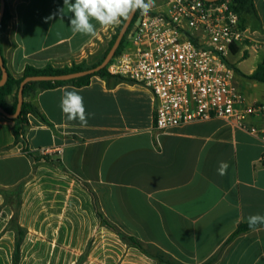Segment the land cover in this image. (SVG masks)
Segmentation results:
<instances>
[{"label": "crops", "instance_id": "0c3cea01", "mask_svg": "<svg viewBox=\"0 0 264 264\" xmlns=\"http://www.w3.org/2000/svg\"><path fill=\"white\" fill-rule=\"evenodd\" d=\"M6 2L12 18L0 49L7 71L15 78H21L27 66L96 63L117 26L104 28L93 20L95 36L74 34L70 27L74 14L64 0ZM253 2L255 12L242 18L249 39L231 57L235 61L249 52V59L242 61L250 63L248 75L264 60V0ZM159 6L155 0L154 9ZM63 8L61 15L58 10ZM255 43L260 44L258 50ZM246 79L235 81L247 102H264V84ZM61 89H75L83 97L87 126L68 121L62 113ZM28 99L47 120L29 116L30 152L50 161L34 168L23 145L15 144L14 122L0 116V189L21 182L27 186L42 176L38 167L45 166L44 174L50 177L57 174L66 182L88 184L107 220L142 241L150 255L162 252L179 264H264V225L230 239L250 215H264L263 138L221 118L158 131L152 91L114 78L94 76L87 86L65 85ZM14 101V94L7 97L9 106ZM247 124L264 128V117H252ZM41 150L48 153L42 155ZM221 161L229 165L223 176L217 172ZM91 211L96 216L92 197ZM3 228L1 224L0 241ZM10 232L12 264L15 234ZM3 249L0 245V252Z\"/></svg>", "mask_w": 264, "mask_h": 264}, {"label": "built area", "instance_id": "2783aa9c", "mask_svg": "<svg viewBox=\"0 0 264 264\" xmlns=\"http://www.w3.org/2000/svg\"><path fill=\"white\" fill-rule=\"evenodd\" d=\"M159 2L148 15L140 13L126 46L106 66L108 73L152 91L158 131L221 118L264 139V128L247 124L264 117V102H247L230 63L233 47L249 39L233 1ZM259 48L255 43L254 50Z\"/></svg>", "mask_w": 264, "mask_h": 264}, {"label": "rangeland", "instance_id": "374dc122", "mask_svg": "<svg viewBox=\"0 0 264 264\" xmlns=\"http://www.w3.org/2000/svg\"><path fill=\"white\" fill-rule=\"evenodd\" d=\"M119 25L100 59L108 51ZM249 57V52L244 51L242 57L230 60L237 81H245L243 74L249 71L250 63L242 61ZM37 171L42 176L24 186L21 194L19 223L27 230V236L21 247L20 264H74L84 253L87 257L82 264H151L118 234L102 227L96 208V216L92 215V196L86 188L66 182L60 175L44 174L45 166H39ZM3 200L4 196H0V230L1 224L4 227L0 264H11L14 238L8 230L11 215Z\"/></svg>", "mask_w": 264, "mask_h": 264}, {"label": "trees", "instance_id": "16d2710c", "mask_svg": "<svg viewBox=\"0 0 264 264\" xmlns=\"http://www.w3.org/2000/svg\"><path fill=\"white\" fill-rule=\"evenodd\" d=\"M234 4V9L237 11V13L240 15L241 20L244 15L246 14H253L255 12V6L253 0H232ZM0 5H1V0H0ZM140 15V11L138 10L136 12V15L133 18V21L126 32L119 48L117 49L116 55H118L126 46L128 42V37L130 32L132 31L135 22L137 18ZM12 18V15L10 13V10L7 6L6 2V7H5V12H4V17L1 22L0 26V39L4 32L7 30L8 24ZM126 20H122L120 25L116 29V33L113 36V39L110 42V47L108 51L103 55V57L97 61L96 63H93L91 65L83 62L79 64H72L71 66H65V67H53V66H47L42 69L34 68L31 66H27L23 72V75L21 78H15L8 72V78L7 81L4 85L0 86V106L7 111L10 114H14L17 110V105H18V92H19V87L21 82L27 78V77H33V76H40V75H59V74H68V73H75V72H81L84 70H89L92 68H96L102 62L105 60L109 50L112 48L114 45L116 38L118 34L120 33L123 25L125 24ZM1 51V49H0ZM233 53L237 51L236 47H233L232 49ZM5 64V61H4ZM232 65V64H231ZM245 78L257 82V83H262L264 84V60L262 63L257 67V69L251 74H243ZM94 76H99L102 78H107L111 79L114 78L118 81H122L118 77L112 76L108 73L107 67L101 69L100 71L82 76L76 79H72L69 81H41V82H27L25 87H24V102L22 104L21 112L19 116L15 119H11L14 122V127H13V134L15 137V144H22L23 145V153L27 155L31 160L33 161V166L34 168L37 166V164L41 161H47L49 162L50 160L46 157H37L35 156L32 152H30L28 141H27V131L30 126L29 122V116L32 115L36 117L38 120H40L43 123H47V120L41 113V111L38 109V107L28 98L31 96H34L40 91L43 90H49L65 85H74L76 87H84L90 84L91 79ZM2 78V70L0 68V80ZM14 94L15 101L12 106H9L7 103V97L10 95ZM0 116H4L0 112ZM58 168H60L63 171H66L60 162H55L54 163ZM84 188H86L89 193L92 195L94 205L97 211V217L100 221V224L102 226H105L106 228L114 231L116 234L120 236V238L129 246V247H134L141 251L142 253L150 256L151 258L155 259L157 261V264H179L172 260L171 258H166V256L160 252L157 255H150L149 252L146 250L145 245L142 241L139 239L130 236L123 232L120 228L115 226L114 224L110 223L103 212L101 211V208L99 207L98 204V199L96 194L92 191V189L89 187L88 184L81 182ZM25 185V182H21L19 185H17L14 188H3L0 189V194L4 196V203L5 205L9 206L11 212L13 213L10 222H9V229L14 232L15 234V250L13 254V262L12 264H20V256H21V246L24 242V239L27 235V230L21 226L19 223V214H20V209L22 206V200H21V194L23 191V187ZM257 225L256 227H258ZM253 228H250L247 224H241L236 232L230 237V239L235 238L237 235L241 233L248 232L252 230ZM229 239V240H230ZM87 257V253H84L80 259L75 263V264H82Z\"/></svg>", "mask_w": 264, "mask_h": 264}, {"label": "clouds", "instance_id": "9594fccd", "mask_svg": "<svg viewBox=\"0 0 264 264\" xmlns=\"http://www.w3.org/2000/svg\"><path fill=\"white\" fill-rule=\"evenodd\" d=\"M68 12L74 14L70 19V27L74 34L96 35V27L91 22L95 20L104 28L119 25L122 20H127L136 11L146 16L154 8L155 0H64ZM65 8L59 9L62 15ZM48 17L46 19H51ZM63 95L60 101L62 113L68 121H79L81 126H87L88 115L83 97L73 89H61ZM229 165L221 161L217 172L223 176L227 173ZM257 225H264V215L253 214L248 217V226L255 229Z\"/></svg>", "mask_w": 264, "mask_h": 264}, {"label": "water", "instance_id": "95a60500", "mask_svg": "<svg viewBox=\"0 0 264 264\" xmlns=\"http://www.w3.org/2000/svg\"><path fill=\"white\" fill-rule=\"evenodd\" d=\"M208 2H217L220 0H205ZM5 7H6V0H1V5H0V26H1V22L2 19L4 17V12H5ZM137 12V11H136ZM136 12L131 15L129 17V19L126 20L125 24L123 25L120 33L117 36V39L114 43V45L112 46L111 50L108 52L105 60L102 62V64H100L99 66H97L96 68H92L89 70H84L81 72H75V73H68V74H59V75H40V76H33V77H27L25 78L19 87V92H18V105H17V110L14 114H10L7 111H5L1 106H0V112L7 118L9 119H15L19 116L20 112H21V108H22V104L24 102V87L26 85L27 82H41V81H69L72 79H76L82 76H86V75H90V74H94L98 71H100L101 69L105 68L109 62L113 59V57L116 55L117 49L119 48L126 32L128 31L134 16L136 15ZM0 68L2 70V78L0 80V86L4 85L7 81L8 78V71L7 68L4 64V60H3V56L1 54L0 51Z\"/></svg>", "mask_w": 264, "mask_h": 264}]
</instances>
